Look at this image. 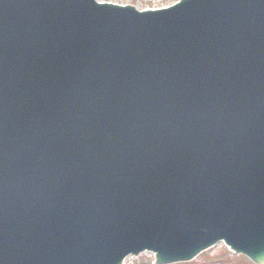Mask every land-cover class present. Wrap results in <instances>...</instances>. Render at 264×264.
<instances>
[{
	"label": "water",
	"instance_id": "water-1",
	"mask_svg": "<svg viewBox=\"0 0 264 264\" xmlns=\"http://www.w3.org/2000/svg\"><path fill=\"white\" fill-rule=\"evenodd\" d=\"M220 240L264 264V0H0V264Z\"/></svg>",
	"mask_w": 264,
	"mask_h": 264
},
{
	"label": "rangeland",
	"instance_id": "rangeland-1",
	"mask_svg": "<svg viewBox=\"0 0 264 264\" xmlns=\"http://www.w3.org/2000/svg\"><path fill=\"white\" fill-rule=\"evenodd\" d=\"M120 3L133 2L138 8L146 7H158L174 3L176 0H111ZM152 255L150 253H144L136 258V264H151ZM186 264H250L246 258L242 256L232 254L225 246L219 243L216 247L205 252L193 263Z\"/></svg>",
	"mask_w": 264,
	"mask_h": 264
}]
</instances>
